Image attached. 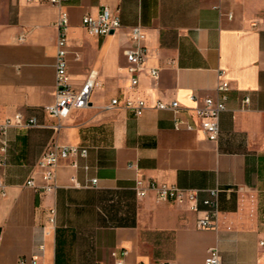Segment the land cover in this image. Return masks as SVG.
I'll use <instances>...</instances> for the list:
<instances>
[{"label": "crops", "instance_id": "crops-1", "mask_svg": "<svg viewBox=\"0 0 264 264\" xmlns=\"http://www.w3.org/2000/svg\"><path fill=\"white\" fill-rule=\"evenodd\" d=\"M103 8L118 14L121 27L89 36L81 19ZM66 10L69 82L79 87L93 71L99 87L54 132L57 121L43 109L54 103L58 10L0 0V123L21 114L41 126L5 136L0 264L35 254L41 264H115L111 252L120 258L122 250L123 264H204L209 249L222 264H264V0H67ZM133 26L147 50L134 88L126 59ZM220 80L229 90L216 141L175 129L173 113L154 108L177 101L178 117L196 126L194 109L220 96ZM112 99H142L148 108L136 117L108 108ZM51 140L85 147L87 156L60 161L56 190L43 193L25 183L42 185L36 163ZM92 179L96 187H87ZM137 180L198 190L197 210L158 201L150 190L138 197ZM215 188V228L199 229L202 202Z\"/></svg>", "mask_w": 264, "mask_h": 264}, {"label": "built area", "instance_id": "built-area-1", "mask_svg": "<svg viewBox=\"0 0 264 264\" xmlns=\"http://www.w3.org/2000/svg\"><path fill=\"white\" fill-rule=\"evenodd\" d=\"M27 4L40 3L52 6L58 10V19L55 24L57 31L56 39V55H55V83H54V103L44 107L45 113L54 118L57 122L51 129L58 132L62 127L61 121L69 116L71 111L81 110L86 108L90 103V97L94 89L99 87L97 77L93 71L89 72L85 81L79 86L74 87L68 78L67 64V27L68 13L66 10L67 0H23ZM231 15H229V18ZM81 25L86 30L89 36L102 37L116 31L121 27L120 19L117 13H112L109 9L103 8L96 16L85 15L81 19ZM131 48L126 52L128 62V73L130 74V85L136 87L138 84V75L143 71L144 64L147 58V50L144 47L145 34L140 26L130 28ZM78 59V56H76ZM148 75L152 79H156L158 71L150 69ZM216 90L220 96L217 98H204L201 105L194 109V114L198 119V124L190 125L183 122L179 117L180 105L177 101L170 103L158 102L154 105L157 110H169L174 115L175 129L184 127L186 130H200L208 141H216L219 137V118L222 112L226 110L227 97L225 93L229 90V84L226 81L220 80ZM192 101L196 102V98L191 96ZM250 103V98L246 95L240 100V109L245 110ZM108 108H121L131 111L136 117H140L148 108L146 102L142 99L135 101L127 100L120 102L117 99H112ZM41 127L34 117H24L21 114H16L12 118H8L0 123V166L5 165L4 153L7 147L6 133L10 128H36ZM87 149L80 146H63L54 140H51L44 148L39 157L36 167L41 173L42 185L37 186L33 179H28L25 183L36 191L43 193L54 192L57 188L56 168L60 161L69 158H85ZM97 179H92L87 187H96ZM135 192L138 197H143L147 190L153 191L158 201L162 202H177L191 203L192 209L197 210L196 202L198 190L181 189L166 184H158L149 182L144 185L143 181L137 180L135 183ZM221 190L218 188L208 191L209 197L202 203L205 210L197 219V228L213 229L215 228L217 217L219 214L218 195ZM0 194L5 195V186L0 180ZM56 210L54 207L49 209V223L55 225ZM264 246V241L260 242ZM41 252L43 246H38ZM121 257L118 258L116 251L111 252V257L115 259V264H123V258L128 254L126 250L121 251ZM18 264H41L38 255L29 257H21ZM166 264H176L166 263ZM204 264H222L219 253L216 249H209Z\"/></svg>", "mask_w": 264, "mask_h": 264}]
</instances>
